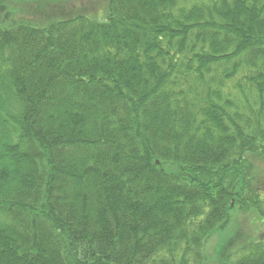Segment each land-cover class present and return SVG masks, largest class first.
Wrapping results in <instances>:
<instances>
[{
	"label": "trees",
	"instance_id": "1",
	"mask_svg": "<svg viewBox=\"0 0 264 264\" xmlns=\"http://www.w3.org/2000/svg\"><path fill=\"white\" fill-rule=\"evenodd\" d=\"M106 7L0 25V264H264V0Z\"/></svg>",
	"mask_w": 264,
	"mask_h": 264
},
{
	"label": "rangeland",
	"instance_id": "2",
	"mask_svg": "<svg viewBox=\"0 0 264 264\" xmlns=\"http://www.w3.org/2000/svg\"><path fill=\"white\" fill-rule=\"evenodd\" d=\"M108 0H40L20 2L17 0H0V25L30 20L48 22L54 17L70 16L84 11L104 18ZM53 16V17H52ZM264 232V223L252 213L234 210L224 227L212 233L206 243L207 253L211 259L220 261L239 250L244 242L257 238Z\"/></svg>",
	"mask_w": 264,
	"mask_h": 264
}]
</instances>
